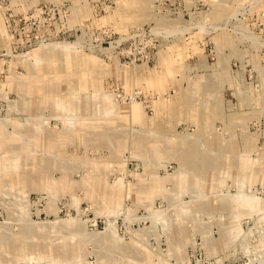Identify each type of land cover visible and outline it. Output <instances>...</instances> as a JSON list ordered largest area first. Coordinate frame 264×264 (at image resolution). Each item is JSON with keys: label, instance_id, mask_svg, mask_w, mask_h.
<instances>
[{"label": "rangeland", "instance_id": "1", "mask_svg": "<svg viewBox=\"0 0 264 264\" xmlns=\"http://www.w3.org/2000/svg\"><path fill=\"white\" fill-rule=\"evenodd\" d=\"M0 131V264H264V0H0Z\"/></svg>", "mask_w": 264, "mask_h": 264}, {"label": "crops", "instance_id": "2", "mask_svg": "<svg viewBox=\"0 0 264 264\" xmlns=\"http://www.w3.org/2000/svg\"><path fill=\"white\" fill-rule=\"evenodd\" d=\"M1 132H2V131H0V134H1V135H0V144H3V145H4L6 141H5L4 136L2 135L3 133H1Z\"/></svg>", "mask_w": 264, "mask_h": 264}]
</instances>
